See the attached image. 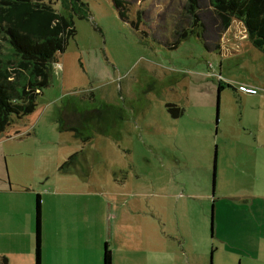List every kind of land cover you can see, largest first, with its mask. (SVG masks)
Returning <instances> with one entry per match:
<instances>
[{
  "label": "rangeland",
  "instance_id": "1",
  "mask_svg": "<svg viewBox=\"0 0 264 264\" xmlns=\"http://www.w3.org/2000/svg\"><path fill=\"white\" fill-rule=\"evenodd\" d=\"M125 1L127 20L113 0L56 4L77 35L35 112L0 133V200L11 189L36 214L50 184L76 178L83 194L89 183L101 201L120 198L127 226L153 228L163 264H246L236 248L264 207V53L243 22L223 29L208 0L194 31L187 0ZM76 153L83 169L68 171ZM243 214L253 224L240 237Z\"/></svg>",
  "mask_w": 264,
  "mask_h": 264
},
{
  "label": "crops",
  "instance_id": "2",
  "mask_svg": "<svg viewBox=\"0 0 264 264\" xmlns=\"http://www.w3.org/2000/svg\"><path fill=\"white\" fill-rule=\"evenodd\" d=\"M75 107V103H67V108L76 110ZM76 126L70 122L66 128ZM77 169H83L81 158L76 159L68 171ZM251 172L258 180L259 170L255 168ZM53 184L46 190L47 195L52 196L50 203L46 204L43 198L42 205V264H104L107 244L112 251L113 264H163L162 246L154 229L127 226L120 198L106 199L109 210L117 212L118 216L115 226L105 227V212L100 214L98 209L104 211L106 201L99 199L98 189L87 183L90 190L83 194V182L76 178ZM10 192L11 189H6L7 196L0 200V256L6 257L9 264H36V214L31 202L25 206L15 198L16 194H7ZM241 203L246 205L250 201L243 197ZM251 217L256 220L251 241L250 238L246 243L243 240L236 249L241 258L246 259V264H263L260 255L264 254V207L252 212ZM247 219L243 214L240 237L249 235L253 221L249 224ZM139 221L145 222L137 216L131 224Z\"/></svg>",
  "mask_w": 264,
  "mask_h": 264
},
{
  "label": "trees",
  "instance_id": "3",
  "mask_svg": "<svg viewBox=\"0 0 264 264\" xmlns=\"http://www.w3.org/2000/svg\"><path fill=\"white\" fill-rule=\"evenodd\" d=\"M61 1L66 8L80 2ZM208 1L221 19L223 29H227L233 19L243 22L249 41L264 53V0ZM58 2L60 0H0V133L11 125L13 116L24 118L35 112L39 96L50 86L52 68L58 63L59 54L66 51L70 40L77 35L73 18L56 9ZM113 2L121 18L127 20V2ZM202 2L187 0L186 13L193 24L191 31L200 27L198 11ZM223 88L220 82L219 91ZM68 131L76 137L80 135L77 128ZM77 154L69 157L64 165L73 163ZM41 218V197L38 195L36 264H42ZM0 264H9V261L0 256ZM104 264H113L108 244Z\"/></svg>",
  "mask_w": 264,
  "mask_h": 264
},
{
  "label": "built area",
  "instance_id": "4",
  "mask_svg": "<svg viewBox=\"0 0 264 264\" xmlns=\"http://www.w3.org/2000/svg\"><path fill=\"white\" fill-rule=\"evenodd\" d=\"M244 91H246L247 93H249V94H256V90H254V89H248V88H244Z\"/></svg>",
  "mask_w": 264,
  "mask_h": 264
},
{
  "label": "water",
  "instance_id": "5",
  "mask_svg": "<svg viewBox=\"0 0 264 264\" xmlns=\"http://www.w3.org/2000/svg\"><path fill=\"white\" fill-rule=\"evenodd\" d=\"M219 105H220V95L218 96V99H217V108H219ZM218 118V116H217Z\"/></svg>",
  "mask_w": 264,
  "mask_h": 264
}]
</instances>
